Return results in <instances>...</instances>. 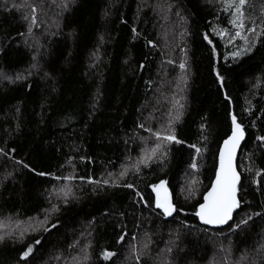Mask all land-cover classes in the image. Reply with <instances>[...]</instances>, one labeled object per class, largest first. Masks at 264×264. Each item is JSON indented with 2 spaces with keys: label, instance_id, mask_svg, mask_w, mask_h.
<instances>
[{
  "label": "trees",
  "instance_id": "1",
  "mask_svg": "<svg viewBox=\"0 0 264 264\" xmlns=\"http://www.w3.org/2000/svg\"><path fill=\"white\" fill-rule=\"evenodd\" d=\"M225 7V0H0V221L58 209L47 230L2 241L0 264H150L153 244L158 264H209L225 253L264 258V15L256 37L248 36L251 50L234 56L227 37L236 27ZM233 115L247 133L240 207L228 227L210 229L195 212ZM169 130L182 143L170 141L149 159L144 140ZM192 175L199 181L186 188ZM68 178L74 191L58 200ZM161 180L171 216L155 206L152 186ZM141 237L145 252L128 257ZM29 245L33 252L20 260ZM163 247L172 251L161 261ZM105 251L115 255L104 259Z\"/></svg>",
  "mask_w": 264,
  "mask_h": 264
},
{
  "label": "snow or ice",
  "instance_id": "2",
  "mask_svg": "<svg viewBox=\"0 0 264 264\" xmlns=\"http://www.w3.org/2000/svg\"><path fill=\"white\" fill-rule=\"evenodd\" d=\"M226 7L225 11L229 9L232 10V19L231 23L237 29L245 28V9L246 7H250L248 0H225ZM67 6V5H65ZM262 15H264V4L261 5ZM35 11V9H33ZM28 19V17H25ZM35 17H32V23H35ZM249 31L255 33L256 28H250ZM31 31V27L29 28ZM135 32V29H133ZM240 35L238 31L236 33ZM262 34H264V30H262ZM207 39V36L205 37ZM247 41V38L244 37ZM209 43L211 41L209 40ZM251 45L245 51H250ZM240 53H234V56H239ZM181 68H184V65H180ZM7 79V77H5ZM217 78L221 81L223 78L217 73ZM16 79H22V77H17ZM179 117H177L178 119ZM232 120V132L231 135L224 140V145L219 153V161L220 167L216 172V179L211 186V189L207 192V194L203 197V203L199 205L198 210L195 212V215L199 217L200 221L207 225H223L228 223V221L232 220L234 210L240 207V200L237 198L238 188L237 185L240 181V176L236 172L233 167V157L235 155L236 149L240 144V141L244 138V129L240 123H237V118L235 115L231 117ZM143 127V125H141ZM157 140L160 141H174L176 144L182 143L181 140L177 139L174 131L169 130V132L161 136L160 133H155ZM259 139L264 140V137H259ZM162 144H157L156 148L159 149ZM190 147H195V145H190ZM2 151V150H0ZM156 149H153V154H155ZM197 153L200 152L199 148H196ZM149 159L151 157H148ZM25 168L28 167L27 164L24 165ZM192 167L195 168L196 164L193 163ZM37 175L43 176L45 173L37 172ZM121 176L125 175V173H121ZM259 175V172H257ZM93 183H98L95 181H91ZM107 183V181H105ZM166 182L161 180L159 184H155L152 186L153 192L156 194L155 198V206L157 209L163 211L165 215L171 216L173 212L176 211L174 204L171 202L170 195L168 189L165 187ZM128 188H132L131 184L125 185ZM54 210H58L55 209ZM258 215V213H257ZM251 219V217H249ZM240 224H247V220H241ZM240 224H237L236 227L239 228ZM47 230V229H45ZM3 240V237L0 236V241ZM120 240H123V236L120 237ZM35 244H40V240L34 241ZM167 251L171 252L172 249L169 248ZM33 252V247L29 245L25 250H23L20 255V260H28L30 254ZM115 255L113 252L105 251L103 253L104 259H108L111 256ZM166 264H174V262H166Z\"/></svg>",
  "mask_w": 264,
  "mask_h": 264
},
{
  "label": "rangeland",
  "instance_id": "3",
  "mask_svg": "<svg viewBox=\"0 0 264 264\" xmlns=\"http://www.w3.org/2000/svg\"><path fill=\"white\" fill-rule=\"evenodd\" d=\"M253 2H255V0H252L251 3L249 4L251 6L246 7V9H245L246 20L252 21L253 25L248 23L247 25L245 24L244 29L234 28L235 30L232 33H230L231 35H229L227 37V45L229 46L230 50L234 51V53H240V55L247 52V51H245V49H247L248 45H249L248 36H252V38L254 39L258 33V26H257L256 22H259L258 16L260 15V13L262 11L261 10L258 11V7H256V6L262 4V1L256 0V2L254 4H253ZM247 8L250 9L251 11H248ZM253 27L256 28L255 33L248 30V29L253 28ZM238 31L240 32V35L236 34ZM244 37L247 38V41L244 39ZM237 45L241 46L240 49H239V46H237ZM234 53L232 55H234ZM159 133L161 134V136H164L167 134V133L160 132V131H159ZM169 142L170 141H163L162 142L160 140H157V138H155L153 141H150L148 139L144 140V146L146 145V151H147L148 157L149 156L150 157L155 156L158 151L166 148L168 146L167 144ZM155 144L156 145L162 144V146L159 149H156L155 154H153V149H154ZM245 153H248V152L245 151L244 154ZM246 157H248V156H246ZM249 163H250V161L247 159V162L245 164L247 165ZM121 170H123V169H121ZM127 170H128L127 168L125 170H123V173H125ZM125 175H127V174H125ZM192 177L193 178L191 179V181L188 184H187V182L186 183L184 182L186 188H189V186L194 187V188L196 187V185L199 181V176L192 175ZM107 180L109 181L108 177H107ZM72 183H73L72 178L66 179L63 186L56 193L58 200L67 199L68 196L71 194V190L74 191L75 184H72ZM165 187L168 189L171 202L173 203L172 195L169 191L167 183L165 184ZM155 198H156V194H155ZM54 207L56 209L57 206L52 205V207H50L48 209V211L45 212L44 215H40L37 218H32V219L29 218V219L24 220V221H18V220L12 221L10 219H7V220L5 219V220L0 221V236L3 237L2 241L6 240V239L14 240V239L22 238V237H25L29 233H36L39 230L45 229V227L48 226V224L50 223V216H51L50 213L54 211ZM2 241H0V243ZM147 246H148V241H146L145 238H143V237H141V239L135 238L134 239V245H131V249L129 248L128 257H135L134 254H137V253L142 255L145 252ZM153 246H154V244H153ZM153 246L151 247V249L149 251V253L151 255L150 264H158L159 258H155V256H157L158 254H154L155 249H152ZM263 246H264V239H263ZM166 250H167V247H163L161 249V251L159 252V254H161L162 252L164 253ZM243 252H241V253H243ZM163 253H162V257L160 259L161 261L165 260ZM263 259L264 258H260L257 256H251V257L245 256V254L244 255H238V257L231 259L230 257L226 258V253H225L224 255H222V256L220 255L218 258L211 260L209 262V264H259L260 262L263 261ZM126 260H129V259L126 258ZM249 261H250V263H248Z\"/></svg>",
  "mask_w": 264,
  "mask_h": 264
},
{
  "label": "water",
  "instance_id": "4",
  "mask_svg": "<svg viewBox=\"0 0 264 264\" xmlns=\"http://www.w3.org/2000/svg\"><path fill=\"white\" fill-rule=\"evenodd\" d=\"M238 123V122H237ZM243 127V126H242ZM243 129H244V138L240 141V144H239V146L237 147V149H236V152H235V155H234V157H233V167L235 168V170H236V172L239 174V176H240V181H239V183H238V185H237V188L239 187V185H240V183H241V179H242V176H241V173H240V171H239V168H238V160H239V156H240V153H241V150H242V147H243V145H244V143H245V141H246V139H247V133H246V131H245V128L243 127ZM232 132V131H231ZM230 135H231V133H230ZM229 135V136H230ZM228 136V137H229ZM227 137V138H228ZM226 138V139H227ZM225 139V140H226ZM223 145H224V141L222 142V144H221V146H220V149H219V153H220V150H221V148L223 147ZM219 153H218V159H217V167H216V171H215V176H214V179H213V181H212V184L214 183V181H215V179H216V172H217V170L219 169V167H220V161H219ZM212 184H211V186H212ZM211 186H210V188L208 189V191L211 189ZM207 191V192H208ZM207 192L205 193V195L207 194ZM204 195V196H205ZM237 198H238V192H237ZM239 199V198H238ZM204 202V201H203ZM202 202V203H203ZM239 211V208L238 209H236V210H234V212H233V218H232V220H230V221H228V223H226V224H223V225H207V224H204L202 221H200V223H201V225L202 226H204V227H207V228H210V229H225L226 227H228L233 221H234V218H235V216H236V214H237V212ZM174 213V212H173Z\"/></svg>",
  "mask_w": 264,
  "mask_h": 264
}]
</instances>
